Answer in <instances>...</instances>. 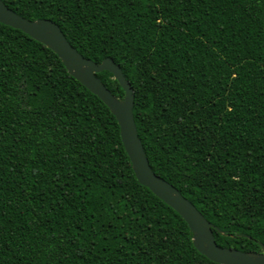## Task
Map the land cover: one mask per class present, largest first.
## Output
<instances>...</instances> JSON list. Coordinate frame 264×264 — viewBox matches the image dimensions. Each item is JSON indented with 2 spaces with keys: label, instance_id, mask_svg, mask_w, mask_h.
I'll use <instances>...</instances> for the list:
<instances>
[{
  "label": "trees",
  "instance_id": "obj_1",
  "mask_svg": "<svg viewBox=\"0 0 264 264\" xmlns=\"http://www.w3.org/2000/svg\"><path fill=\"white\" fill-rule=\"evenodd\" d=\"M55 21L135 93L150 165L222 247L264 243V0H3ZM97 76L118 98L113 74ZM0 264H220L142 184L108 105L0 22Z\"/></svg>",
  "mask_w": 264,
  "mask_h": 264
},
{
  "label": "water",
  "instance_id": "obj_2",
  "mask_svg": "<svg viewBox=\"0 0 264 264\" xmlns=\"http://www.w3.org/2000/svg\"><path fill=\"white\" fill-rule=\"evenodd\" d=\"M0 22L23 30L54 50L70 74L108 105L119 122L122 141L138 180L181 214L193 233L195 247L201 253L220 264H264V243H260L262 246L260 252L243 251L218 245L213 231L215 225L177 187L155 173L146 155L135 122L134 89L124 75L121 66L113 58L106 57L97 63L85 57L69 42L55 21L48 18H26L11 9L3 0H0ZM104 70L110 71L118 80L125 91L123 98L115 96L97 76L98 72Z\"/></svg>",
  "mask_w": 264,
  "mask_h": 264
}]
</instances>
